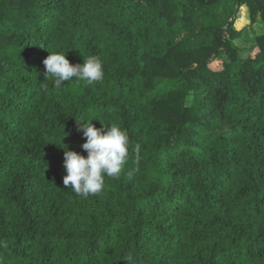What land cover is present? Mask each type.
<instances>
[{"label":"trees","instance_id":"trees-1","mask_svg":"<svg viewBox=\"0 0 264 264\" xmlns=\"http://www.w3.org/2000/svg\"><path fill=\"white\" fill-rule=\"evenodd\" d=\"M260 22L264 0H0V264H264Z\"/></svg>","mask_w":264,"mask_h":264},{"label":"rangeland","instance_id":"rangeland-1","mask_svg":"<svg viewBox=\"0 0 264 264\" xmlns=\"http://www.w3.org/2000/svg\"><path fill=\"white\" fill-rule=\"evenodd\" d=\"M256 29L263 33L264 32V24L263 23H258L256 26ZM238 44L241 46V47H245V48H248L250 46V42L249 41H244V40H239L238 41ZM245 54H247V52H245Z\"/></svg>","mask_w":264,"mask_h":264}]
</instances>
